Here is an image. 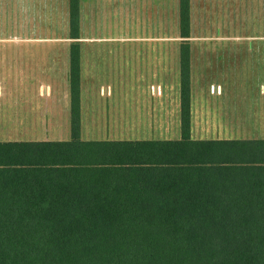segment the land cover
Wrapping results in <instances>:
<instances>
[{
	"label": "trees",
	"instance_id": "trees-1",
	"mask_svg": "<svg viewBox=\"0 0 264 264\" xmlns=\"http://www.w3.org/2000/svg\"><path fill=\"white\" fill-rule=\"evenodd\" d=\"M179 138L0 142V264H264V140H193L189 0H179ZM79 0H68L79 39Z\"/></svg>",
	"mask_w": 264,
	"mask_h": 264
},
{
	"label": "rangeland",
	"instance_id": "rangeland-1",
	"mask_svg": "<svg viewBox=\"0 0 264 264\" xmlns=\"http://www.w3.org/2000/svg\"><path fill=\"white\" fill-rule=\"evenodd\" d=\"M44 1L50 9H56L60 2L58 28L37 27L33 21ZM164 1L88 0L90 10H97L95 17L85 22V6L81 4L79 39L71 40L66 0H0V142L69 139L67 88L69 50L74 42L80 49L79 107H90V117L84 113L81 119L82 140H177L178 119L160 120L153 113L154 109L160 113L171 107L170 118L175 116L180 80L183 40L179 36V0H166L163 6ZM188 7L193 101L221 102L224 108L228 104L232 108L234 94L242 99L245 96L242 102L260 101L258 89L264 85V0H189ZM57 36L58 46L56 39L52 41ZM30 38H42L44 43L27 40ZM39 86L51 88L49 99L43 91L39 94ZM156 86L159 96L154 92ZM215 86L223 88V97L210 94ZM106 87L108 96L99 91ZM243 87L249 91L240 92ZM168 97L171 101L167 103ZM195 102L193 140L253 139L250 119L249 124L248 119L242 120L248 134L240 137L229 131L227 119H214L213 115L198 119ZM251 105L248 102L246 106ZM241 106L242 112L249 111ZM39 109L54 113L55 124H60L58 132L54 129L53 135H46L40 122H45L47 131V119H31ZM122 110L131 116L134 112L136 117L127 119ZM166 110L160 118L167 116ZM10 111L25 115V119H14L17 127L27 125L25 132L5 131Z\"/></svg>",
	"mask_w": 264,
	"mask_h": 264
},
{
	"label": "crops",
	"instance_id": "crops-1",
	"mask_svg": "<svg viewBox=\"0 0 264 264\" xmlns=\"http://www.w3.org/2000/svg\"><path fill=\"white\" fill-rule=\"evenodd\" d=\"M66 3L68 5V0H66ZM79 3L80 5L81 4H84V21L85 22H88V20L90 22H92L93 20V16L95 17V13L96 11L95 10H90L92 9V7L90 6V3L88 2V0H79ZM166 4V0L164 1V4L163 6H165ZM162 7V6H161ZM168 9V8H167ZM42 12H44V14L42 15ZM88 12L90 14V18L88 17ZM60 2L59 4L57 3L56 5V9L52 8H48L47 6V2L44 1L43 5H42V8L40 7V13H38L35 17L36 19H33V21L37 22L36 26L37 27H46V28H58L60 26ZM27 16V14L25 15V17ZM89 18V19H88ZM28 19V18H27ZM25 22H27L26 19H24ZM34 22V23H35ZM28 25L26 24L25 27H27ZM85 26H87V24H85ZM42 38H30V39H27V40H30L32 42H36L37 44H42L44 43L43 39L41 40ZM56 39V44L58 46V42H59V38L58 36L56 38L52 37V41H55ZM154 40H156L154 38ZM42 41V42H40ZM86 48V47H85ZM87 52V51H86ZM86 54V53H85ZM58 57V56H57ZM58 67H59V60H58ZM152 87L153 86H150V91H152ZM158 88L159 87H154V92L156 93L157 96H159V91H158ZM213 88L210 89V94L213 93V95H216L217 97H223V88H221L220 86H215V87H211ZM248 87H243V89H239L240 92H248L249 90L247 89ZM108 87L104 88V90L102 88H100V92H103V95L104 96H108L109 93H108ZM179 89L180 87L178 88V100H177V107L175 106V109H176V114L173 118H170V113H171V107H169V109L167 108H164V109H161L160 111L161 112H165V110L168 112L167 113V116H163V118H160V115H161V112L159 113V110L157 109H154L153 113L155 114L156 118L159 117L158 119L162 120V119H178V135H179V119H180V112H179ZM190 102H191V106H190V119L192 120L193 119V104L195 101H193L194 99H192V94L193 92H195V89L192 85H190ZM39 90V94L41 95V92L43 91V95L45 98L49 99L50 98V95H51V88H49V86H39L38 88ZM67 91H69V88H67ZM235 93V89L233 90ZM79 92H81L80 90V87H79ZM0 95H1V90H0ZM100 97L102 95H99ZM258 97L262 98L260 101H243L244 98H246L245 96L242 97L239 95L237 97L236 94L232 95V108H230V105L231 104H228V107L227 108H224L222 106V103L219 102V103H211L209 102V100L205 99V102H200L198 100H196L197 102H195L197 104V108L198 109H195V112H196V116L198 119H202L204 117H207L210 115H213L214 119H227V127L229 128V131L232 133V134H235L236 135H247L248 131L246 129V125L244 126L242 124V120L243 119H248L246 120V123L249 124V119H250V123H252V125H254V127L252 128V130L250 131V136H252L253 139L251 140H264V85L260 86V89H258ZM201 98V97H200ZM168 100L169 102L171 101V97H168L167 98V103H168ZM263 100V101H262ZM248 102H251L252 105L251 107H248L246 106L248 104ZM242 103V104H241ZM241 105H244L246 107L249 108V111H244L242 112V106ZM206 106V107H204ZM47 108V107H46ZM90 107H85L83 106V108H81L80 110V119H82L84 113H87L88 114V118L90 117V110H89ZM244 109V108H243ZM23 111H24V108H23ZM16 113V114H15ZM13 114H15L13 116ZM122 114H124L127 119H130V118H135V114L134 112L132 113V116H131V113L127 110H122ZM165 115H166V112H165ZM131 116V117H130ZM57 119L60 118L59 115H57ZM119 118H120V115H119ZM156 118H153V119H156ZM14 119H25V115L22 114V112L20 111L19 113L18 112H15V111H10V117H9V120L7 123H5V131L8 132V133H12L14 132L15 130H18V133L19 132H25L27 130L26 126H24L22 128L21 127H17L19 124L17 122V120L15 121ZM31 119H47L46 123H48V130L45 131L44 130V124L45 122H40V125L43 126V131H44V134L46 135H49V134H54V129L57 130V132L59 131V121H58V124H55L56 122L54 121V113L52 114H49L48 110L47 109H39L38 112H35L32 116ZM121 119V118H120ZM44 121V120H43ZM169 124H170V121H168ZM245 124V123H244ZM168 128H170L168 126ZM81 130V128H80ZM242 137V136H240ZM241 139V138H239ZM223 140H232V139H223ZM234 140H237V139H234Z\"/></svg>",
	"mask_w": 264,
	"mask_h": 264
}]
</instances>
